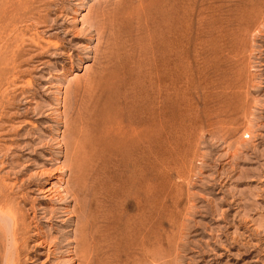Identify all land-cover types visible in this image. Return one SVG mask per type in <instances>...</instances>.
I'll return each mask as SVG.
<instances>
[{"label": "rangeland", "instance_id": "obj_1", "mask_svg": "<svg viewBox=\"0 0 264 264\" xmlns=\"http://www.w3.org/2000/svg\"><path fill=\"white\" fill-rule=\"evenodd\" d=\"M0 214V264H264V0H0Z\"/></svg>", "mask_w": 264, "mask_h": 264}, {"label": "bare ground", "instance_id": "obj_2", "mask_svg": "<svg viewBox=\"0 0 264 264\" xmlns=\"http://www.w3.org/2000/svg\"><path fill=\"white\" fill-rule=\"evenodd\" d=\"M238 71H239V70H238ZM112 190H113V189H112ZM115 197H116V196H115ZM83 209H84V208H83ZM4 213H5V212H4ZM75 213H76V212H75ZM2 214H3V213H2ZM5 214H6V213H5ZM5 214H4V215H5ZM6 215H7V214H6ZM83 215H84V214H83ZM83 215H82V216H83ZM3 217H5V216H3V215L0 214V218L2 219V220L0 219V221H1L2 224H3V225L1 224L2 226H8V225L11 224L10 221L13 222V221H12L13 218H11V219H10V218H6V221H9L8 219H10L9 222H6V221L3 220V219H4ZM9 217H10V216H9ZM3 221L5 222V224L7 223L8 225H7V224L4 225ZM8 228H10V230H8L7 228L5 229V227H4V229L6 230V232H9V231H10V235H9V233H7V236L9 235L8 237L12 239V237H13L12 226L10 225V226H8ZM7 230H8V231H7ZM6 240H7L8 244L11 242V241H10V242L8 241V238H6ZM13 244H14V243H10L11 246H8V247H10V249H12V247H13L12 245H13ZM8 247H7V248H8ZM7 250H8V249H6V252H7ZM12 250H14V249H12ZM12 250H9V251H12ZM10 253H11V252H10ZM154 253H155V252H154ZM7 254H8V252H7ZM11 254H12V253H11ZM12 255H13V254H12ZM5 256H6V255H5ZM6 257H7V256H6ZM8 257H9V256H8ZM6 259H8V258H6ZM10 260H11V259H10ZM4 262H5V261H4ZM9 262H10V261H9ZM10 263H11V262H10ZM10 263H9V264H10ZM4 264H5V263H4Z\"/></svg>", "mask_w": 264, "mask_h": 264}]
</instances>
